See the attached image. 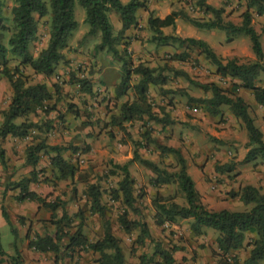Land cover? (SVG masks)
<instances>
[{"label": "rangeland", "instance_id": "374dc122", "mask_svg": "<svg viewBox=\"0 0 264 264\" xmlns=\"http://www.w3.org/2000/svg\"><path fill=\"white\" fill-rule=\"evenodd\" d=\"M46 1L50 5L49 0ZM145 1L154 16L160 18H165L173 11H183L189 17L202 20L210 17L196 5V0ZM207 1L216 7H225L226 20L242 23V13L247 9L245 0ZM12 5L13 2L7 0L4 10L6 18L3 22L9 27V30L3 32V42L6 45L12 33ZM148 16L147 10H139L138 24L127 31L129 36L125 37L124 44L118 48L125 57L129 56L133 66L143 63L154 68L156 75L167 78L164 86L150 87L146 105H150L152 112L160 117L169 113L173 119L171 124L165 126L150 119L146 113L120 124L113 121L120 116L124 102H133L139 96L131 88L125 96L117 98L115 87L112 86H117L122 79V61L115 58L108 49L99 48L101 33L89 34L86 10L78 0L75 2L78 27L64 49L69 62L60 63L56 73L49 78H40L30 68H23V73L31 83L48 85L53 95L48 105L54 109L49 112L38 110L31 115L30 120L37 123L39 128L32 129L26 138H18L19 142L0 139V146L5 145L10 150L9 164L3 168L0 163V232L5 250V255H0V264H12L11 258L17 257L18 251L23 258L21 264H56L57 257L60 258H57L60 264H98L100 254L90 248L76 247L75 250L63 249L46 253L28 246L31 238H35L37 234L55 235L58 225L53 221L60 219L64 212L72 218L71 222H63L65 231L70 232L71 236L83 221V230L90 242L103 237L104 223L109 220L112 232L121 240L125 264H141V256L147 261L145 264H161L160 256L155 254L161 249L174 251L176 264L215 263L219 259L217 230L207 227L201 235H196L191 231V219L157 224L156 207L153 204L155 197H173L180 204H186V199L176 182L159 188L152 186L155 173L138 159L129 164V169L135 179V207L141 214L128 209V215L133 220H144L150 228L151 237H145L144 243H140L139 229L127 233L121 227L119 216L126 210V205L113 196V190L118 188L122 179V173L116 165L130 161L135 151L140 158L152 160L169 172H174L179 169L177 155L164 153L162 147L179 149L186 158L188 173L195 181L204 204L214 211L250 210L255 204H245L240 200L238 193L242 187L254 185L264 191V160L243 162L248 150V132L242 119L237 118L228 106H221V114L212 115L204 108V104L188 100L189 96L196 99L211 97L212 92L203 88V85L210 83H216L231 92L237 80L231 77L221 78L216 66L195 48L182 46L177 42L169 45L152 42L154 33L148 26ZM36 17L39 22V37L31 46L34 54L47 46L51 28L50 14ZM110 19L114 33L117 34L115 26L119 16L115 11L110 13ZM252 23L261 35L264 52V15H258L254 11ZM163 32L183 38L208 37L214 51L224 60L236 58L240 63L255 60L250 38L246 34L235 35L229 40L225 30L215 29L210 32L182 17L176 19L175 27H165ZM180 55H187L186 59H178L177 56ZM9 59V69L14 70L20 59L12 55H9ZM99 61L106 71L105 75L97 73ZM2 70L3 66L0 64V110L8 108L13 97L11 84ZM81 79L91 82V93L82 90L79 82ZM138 81L139 76L133 74L131 85ZM257 84L264 86V71L258 76ZM182 89L187 95H180ZM240 93L241 89L234 96ZM242 93L240 96L247 103L253 97L246 89ZM250 107L256 126L264 134V107ZM20 121L21 119L18 120ZM2 122L3 115L0 114V125ZM147 131L151 132L149 138L145 136ZM40 141H45L49 146L63 147V156L77 167L75 177L60 179L57 170L51 166L53 153L49 154L47 151L42 152L37 168L28 167L26 160H22L18 147L23 146L27 152L30 145ZM225 163H233L235 169L230 173L218 172L216 166ZM32 170L37 171L38 181L31 183L29 188L49 201L60 203L57 214L54 215L41 206L42 211L38 212L41 213L40 224L37 225L35 217L28 215L24 218L20 215L21 209H27V214H32L37 202L29 200L23 207L13 195L16 191L20 192V188L15 186H9V197L8 191L4 195L8 184L30 177ZM93 184L100 186L106 210L104 215L91 210L88 193ZM3 208L7 211L8 219L3 215ZM255 237V234L248 233L245 245L235 252L240 264H246L252 248L249 242ZM68 241L66 236L62 244L67 245Z\"/></svg>", "mask_w": 264, "mask_h": 264}, {"label": "trees", "instance_id": "16d2710c", "mask_svg": "<svg viewBox=\"0 0 264 264\" xmlns=\"http://www.w3.org/2000/svg\"><path fill=\"white\" fill-rule=\"evenodd\" d=\"M12 14V33L6 45L4 40V31L9 30L4 24V10L7 6V0H0V64L3 66V74L8 78L13 97L4 110H0L3 115V122L0 125V139L8 136L16 138H26L30 135L32 129L39 128L37 123L30 120V116L43 110L49 112L54 107H50L48 102L52 100L53 95L46 83H31L29 77L23 73V68H30L35 74L43 77H52L62 62H69L64 53L67 42L73 31L78 27L75 18L76 0H11ZM229 1V0H227ZM80 5L86 10V22L90 25L89 34L101 33L102 42L100 49H108L114 57L122 61V79L115 87L117 98L125 96L132 88L135 89L139 98L133 102L126 101L121 105L120 116L113 121L118 124L122 121H131L137 116L144 113L149 118L163 123L165 126L173 123L169 113L163 117L155 115L152 107L146 105L149 89L151 86L166 84L167 78L160 74H155V69L143 63L135 66L132 65L128 57L118 48L124 44L126 33L133 26L138 24V12L145 9L149 12L147 23L153 31L151 41L157 45H169L179 43L187 47L195 48L204 54L205 58L217 68V73L221 78L231 77L237 81L233 84L231 92L223 89L216 83L203 85V88L210 90L212 96L209 98L196 99L189 96L188 100L199 101L204 104V108L212 115L221 114V106H228L232 113L241 118L248 132L247 153L243 162L250 163L257 160H264V134L256 126L255 118L251 114V107L246 100L234 94L237 90L246 89L250 91L256 102L264 107V86L257 84V78L264 71V52L261 42V35L253 26L252 19L255 13L264 15V0H245L247 9L242 13V23L236 24L224 18L225 7H216L207 0H196V5L210 17L207 20L189 17L183 11H173L165 18L154 16L153 11L149 9L145 0H78ZM115 11L119 16L122 24L121 29L114 33V26L110 19V13ZM51 15L50 38L46 47L41 49L37 54L31 51V46L39 37V18ZM182 17L195 26L207 29L225 30L229 35V40L235 35L246 34L251 41V48L255 55V60L240 63L236 58L224 60L218 55L212 46L205 40L194 37H180L173 34H165L163 28L175 27L176 19ZM121 52V53H120ZM127 54V53H125ZM9 55L20 59L19 64L14 70L9 69ZM187 55L177 56L180 60H185ZM138 75L139 81L131 85L132 75ZM80 85L82 90L87 93L92 92V84L88 79H81ZM169 92V91H168ZM171 92V91H170ZM186 94L182 89L180 95ZM187 95V94H186ZM21 119L20 122L18 120ZM145 136L149 138L151 132L147 131ZM63 147L49 146L45 141L32 144L27 149L26 162L28 165L36 167L41 159V154L47 151L51 156V166L57 170L60 179L73 178L76 175L77 167L63 156ZM164 153H173L177 155L179 169L169 172L167 169L160 167L157 163L149 159L140 158L138 152H134V157L125 164H117L116 167L122 173V179L119 181L117 189L113 190V196L126 205V210L119 216V223L125 232L131 233L135 229L140 230L138 242L144 243L145 237H151V231L144 220H133L129 218L128 209L134 210L141 214L140 210L135 207L137 201L135 195V179L133 178L129 164L134 160H140L141 163L152 168L155 177L152 180V186L159 188L176 182L186 204H180L175 199L163 198L157 196L153 200L156 207L155 218L158 225L164 223H175L177 219H191V231L196 235H201L204 228H213L219 232L217 244L219 247L218 260L213 264H240L239 257L235 253L245 245L248 233L255 234L256 237L249 242L252 247L246 264H263L264 261V191L254 185L242 187L238 193L240 200L245 204L254 203V207L247 211H231L223 209L214 211L209 209L202 200V195L196 187L195 181L188 173L186 158L181 151L175 147H162ZM0 163L5 168L7 165L6 150L0 146ZM235 169L233 163L218 164L216 170L221 173H230ZM38 181V173L32 170L30 177L13 182L6 186L5 193L9 186L20 188L16 199L20 202L25 200L35 201L39 207L43 206L52 215L57 214L60 207L59 202L47 200L39 195L36 191L30 190L29 186ZM88 196L91 200V210L100 215L106 213L105 205L102 203V192L100 186L90 185ZM65 206V205H64ZM3 215L8 219L7 211L3 208ZM83 220V218H82ZM53 221V219H52ZM71 222L72 218L67 212L62 217L54 220L53 223L58 225V231L55 235L37 234L31 238L29 247L39 252H59L60 250H75L76 247L90 248L100 254L98 264H125V255L118 238L111 229L109 220L104 223V235L95 242H90L83 230V221L79 224L74 233L65 231L63 222ZM68 237L67 245H62L64 237ZM18 250V249H17ZM111 251V252H110ZM155 254L161 258V264H176L173 253L170 250L161 249ZM0 255H5L2 245L0 232ZM60 259L59 257H57ZM56 258V264H60ZM12 264H21L22 256L18 251V256L11 258ZM147 261L141 256V264Z\"/></svg>", "mask_w": 264, "mask_h": 264}, {"label": "crops", "instance_id": "0c3cea01", "mask_svg": "<svg viewBox=\"0 0 264 264\" xmlns=\"http://www.w3.org/2000/svg\"><path fill=\"white\" fill-rule=\"evenodd\" d=\"M123 2H128L129 0H122ZM211 3V2H210ZM212 4V3H211ZM121 27H122V24H121V22L119 21V19L117 20V25L115 26V28L119 31L120 29H121ZM131 29H129L128 31H130ZM214 30L215 29H209V31L210 32H214ZM126 36H129V34L128 33H126ZM202 39V38H201ZM133 41H135L134 39H132ZM203 40H205V41H207L209 44H210V41H209V39H208V37H205V38H203ZM133 45V44H132ZM211 45V44H210ZM65 53V52H64ZM67 56V55H66ZM68 58V57H67ZM115 64V63H114ZM119 67H120V65H119ZM119 67H116L115 66V68H119ZM122 70V69H121ZM117 71H119V70H117ZM105 70H103V68H102V62L101 61H99V66H98V70H97V73L98 74H103V75H105ZM120 72V71H119ZM37 76L38 77H43L42 75H39V74H37ZM112 87H116L115 85L114 86H112ZM244 91V89H241V93H240V95H243V92ZM251 99H250V101H248V103H249V105H251L253 108H255V109H257L258 107L259 108H261V107H263V106H261V105H259L257 102H256V100L254 99V97H250ZM6 140H13V141H18L19 142V139L18 138H16V137H12V136H8L7 138H5ZM17 144V143H16ZM2 147L6 150V158H7V165L9 164V162H8V160H9V156H10V150L8 149V147H6L5 145H2ZM12 148V147H11ZM18 149H19V151H20V153H21V157H22V160L23 161H25L26 160V151H25V149L23 148V146H21L20 145V147H18ZM28 167H32L33 169L34 168H37L38 166H36V167H33V166H31V165H28ZM30 190H32V188L30 189ZM10 194H11V190L10 191H8V197L10 196ZM19 194V192L18 191H16L15 193H13V195H15V197L17 196ZM18 201V200H17ZM27 201H29V200H25V201H22V202H18V203H20L23 207H24V203L25 202H27ZM39 211H42L41 209H40V207H39V204L37 203V205L35 206V210L33 211V213L32 214H27V213H29V211L27 212V209L25 210V209H21V214L20 215H22V216H24V218L25 217H28V215H30V216H33V217H35L36 219H34V222H35V224L37 225V224H40V220H39V218H40V216H41V213H38ZM39 214V215H38ZM38 215V216H37ZM1 225V224H0ZM31 225V224H30ZM41 235V234H40ZM63 245V244H62ZM29 246V245H28ZM46 253H48V252H46ZM173 253V256H174V258H175V260H176V255H175V252L173 251L172 252Z\"/></svg>", "mask_w": 264, "mask_h": 264}]
</instances>
